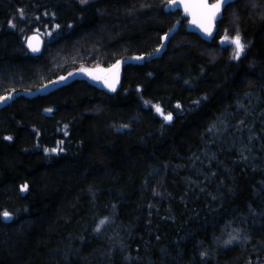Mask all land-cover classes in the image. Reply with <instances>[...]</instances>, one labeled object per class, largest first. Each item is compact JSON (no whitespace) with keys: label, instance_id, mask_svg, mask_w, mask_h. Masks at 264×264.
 Returning <instances> with one entry per match:
<instances>
[{"label":"trees","instance_id":"16d2710c","mask_svg":"<svg viewBox=\"0 0 264 264\" xmlns=\"http://www.w3.org/2000/svg\"><path fill=\"white\" fill-rule=\"evenodd\" d=\"M169 1L0 0V264H264V0Z\"/></svg>","mask_w":264,"mask_h":264},{"label":"snow or ice","instance_id":"6c2138e0","mask_svg":"<svg viewBox=\"0 0 264 264\" xmlns=\"http://www.w3.org/2000/svg\"><path fill=\"white\" fill-rule=\"evenodd\" d=\"M81 3H86L87 0H80ZM172 5H179V4H183L184 7V11L186 15H191L193 17L191 23L196 24L204 33H206L207 35L211 36L212 35V31H213V27H212V23L218 19L220 17V13L222 8L229 3V0H216L215 3L213 4H209L208 0H171ZM19 14L21 17H23V9L19 10ZM13 27L15 25H12ZM167 38V34H165V39ZM33 38H29V47L32 48V51H38L39 49L37 47H34L31 43ZM230 44L235 45V50H234V58L238 59L240 57V55L243 53L245 45L241 42V38L239 35H236L235 37H233L230 41H228ZM159 51V50H157ZM136 59H142V57H137ZM119 66V62H117V65L114 66V68H118ZM69 75H72L71 73ZM96 79H100V77H94ZM61 79H66L64 77H62ZM111 87V85H109ZM114 90V88H113ZM7 99L6 97H0V100H4ZM177 107H179V105H177ZM47 111H51V109H48ZM156 111L161 113V115H163V110L157 106L156 107ZM165 120H171L172 119V115L169 113L168 115H166ZM9 139H11L9 137ZM52 151H55V149H53ZM27 185H23L21 186L20 191H26L27 190ZM2 215V218L4 219H9L10 218V214L5 211L4 213L0 214ZM107 221V218H105L104 220L100 221V225H98L96 231L100 230V227L103 226ZM233 239H235V237H233ZM226 243H231L230 241H227Z\"/></svg>","mask_w":264,"mask_h":264},{"label":"water","instance_id":"95a60500","mask_svg":"<svg viewBox=\"0 0 264 264\" xmlns=\"http://www.w3.org/2000/svg\"><path fill=\"white\" fill-rule=\"evenodd\" d=\"M235 0H229V3L226 4L222 10H221V13H220V17L218 19H216L213 23H212V27H213V31H212V35L209 36L207 35L206 33H204L196 24H193L191 23L193 17L191 15H186L185 14V11H184V7H183V4H179V5H172V2L171 0L165 5V11L166 12H176V11H180L182 13V16L186 17L188 19L187 23H186V30L188 32H193V33H197L200 35V37L207 41V42H211L215 36H216V33H217V24L218 22L222 19L223 17V13H224V10L226 9V7L234 2ZM216 0H208V3L209 4H213L215 3ZM178 26V23L174 26V29ZM31 43L34 47H37L39 50L38 51H32V48L29 47V38H33ZM27 45L29 47V49L37 54V53H40L42 50H43V39L42 37L37 34V33H34V34H31L28 38H27ZM123 63H120L118 68H113L110 72H108L106 75H105V79H106V84L107 86L111 85H115L118 80H119V77H120V70H121V67H122ZM14 99V96H11V97H8L7 99H4L2 101H0V105L1 104H4L6 103L7 101L9 100H13ZM6 221H9L11 220V215H10V218L9 219H5Z\"/></svg>","mask_w":264,"mask_h":264},{"label":"rangeland","instance_id":"374dc122","mask_svg":"<svg viewBox=\"0 0 264 264\" xmlns=\"http://www.w3.org/2000/svg\"><path fill=\"white\" fill-rule=\"evenodd\" d=\"M111 70H112V68H109V69H92V68H90V69H83L82 71H79L76 73L83 75L85 77H88L92 80H95L99 84L106 86L105 75ZM94 77H100V79H96Z\"/></svg>","mask_w":264,"mask_h":264},{"label":"bare ground","instance_id":"6f19581e","mask_svg":"<svg viewBox=\"0 0 264 264\" xmlns=\"http://www.w3.org/2000/svg\"><path fill=\"white\" fill-rule=\"evenodd\" d=\"M11 96H14V97H15V95H10V96H7L6 98L11 97ZM0 101H2V100H0ZM9 101H10V100H9Z\"/></svg>","mask_w":264,"mask_h":264}]
</instances>
